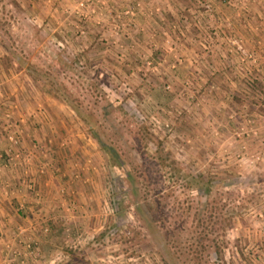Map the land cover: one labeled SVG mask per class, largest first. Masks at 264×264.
Segmentation results:
<instances>
[{
	"label": "rangeland",
	"instance_id": "374dc122",
	"mask_svg": "<svg viewBox=\"0 0 264 264\" xmlns=\"http://www.w3.org/2000/svg\"><path fill=\"white\" fill-rule=\"evenodd\" d=\"M140 2L101 0L97 23L90 0L86 16L77 0H0V157L10 149L9 111L12 120L27 117L24 135L32 123L49 127L60 160L2 164L14 176L0 179V189L27 193L40 206L37 176L66 181L52 198L61 211L32 233L18 226L35 240L59 234L55 261L42 252V264H264V95L240 91L264 82V0L154 1L150 19ZM148 22L152 31L165 25L166 34H148ZM26 100L34 102L29 113ZM91 129L114 147L117 162ZM43 138L22 146L43 156ZM36 163L47 167L43 174ZM25 168L38 199L19 183ZM191 178L199 187L188 185ZM209 179L216 194L204 190ZM127 191L140 193L136 203ZM212 199L214 232L198 258L191 226L196 212L209 220ZM24 207L21 198L17 208ZM17 228L12 239L0 236L2 264L1 247L14 243ZM69 233H82L86 244L69 248Z\"/></svg>",
	"mask_w": 264,
	"mask_h": 264
},
{
	"label": "crops",
	"instance_id": "0c3cea01",
	"mask_svg": "<svg viewBox=\"0 0 264 264\" xmlns=\"http://www.w3.org/2000/svg\"><path fill=\"white\" fill-rule=\"evenodd\" d=\"M102 1L106 4L108 2H119V1L121 2L123 0H102ZM130 1L132 3H134V2L136 3L137 1L140 2V0H128V2H130ZM154 1L159 2L160 4L162 3V6H160V7H163V3H165L168 0H142V2H140V3H143L144 5H146L145 12L147 13L146 15H147V17H149V19H150L151 14H152V11H150V10H151V8H153L152 4L154 3ZM184 3H186V2H184ZM156 7L157 6H155L153 9H156ZM160 7H159V9H160ZM147 9H150V10L147 12ZM109 11L112 13L111 10H109ZM130 12H131L130 14L133 15V18L136 17V15H137V14H135L136 12L135 13H133L132 11H130ZM89 13H91V12H89ZM98 13L100 14L101 12H98ZM94 15H95L94 16L95 18L98 16V15H96V13ZM153 15H154V19L156 17H158L157 15L155 16V13ZM98 17H99V19H97V21H96L97 23L104 20V18H102L101 16H98ZM137 17H138V15H137ZM143 17H145V15ZM160 18L162 20L161 16H160ZM164 19H165V17H164ZM161 20L159 22H161ZM151 28L152 27L150 26V24L148 22L145 24V26L142 29L148 30L149 31L148 34H152V35H156V34L161 35V33H163L166 30V29L163 30V28H166V26L161 24V23H159V27H157L156 29H153L154 31H152ZM166 57H168V54H166ZM164 64H166V66L168 65L167 59H165ZM171 72L172 73L176 72L174 77H178L179 76V67L176 71L172 70ZM171 72H170V74H171L170 77L171 76L173 77ZM166 77H169V76H166ZM33 104H34V102L26 100V105H24V107H22V108L24 109V111L26 113H29L28 111L32 108ZM18 113L23 114L22 112L16 111V116L18 115ZM33 125H34V123L28 125V131L24 135L22 145L26 146V144H28L26 142H28L31 139H35L36 134L44 137L43 139L48 138L47 141H46V139H45V141H42L39 139L37 140V142L39 144L41 143L42 148L45 149L43 156H39L37 158V160L41 161V158L43 161L47 160V159H45L46 158L45 156H47L48 160L51 163H52V161L53 162L60 161V160H58V155H57L56 149H55V147H56L55 145H57L58 143H52L55 140V138H53V137L50 138V135H49V134H51L52 130H50V128L46 126V128H44L43 130L40 131L41 128L36 129V127ZM28 132H30L31 134ZM28 135H29V137H28ZM30 137H32V138L30 139ZM27 146H31L30 142ZM53 148L55 150H53ZM5 151H6L5 144H4L3 140L0 139V152L4 155ZM4 162H5L4 159L2 157H0V179L1 180H4L8 177L14 176L13 171L11 173L9 170L2 168V164H4ZM51 169H53V168H51ZM36 179H37V188H38V191H40L41 197H42L41 198L42 201L40 203V206L33 205L32 204V197H31V195H29L27 193L26 194L24 193L22 195L19 193L11 194V193H5L3 191V189H0V236H1V238L3 235L4 238L12 239V235L14 234V229L17 228L18 226L28 227L29 230H30L31 226H38L39 227L40 224L45 223V221L48 219V217L50 218L51 216L56 214L55 212H58L59 210L61 211V209L59 208V205H56L55 202L52 203V198H54L58 194L59 190L64 188L66 181L62 178V176L60 174H58V175L45 174V175L37 176ZM74 188L76 190V186H74ZM77 188H78L77 191L81 193V188L79 185L77 186ZM28 193L31 194V192H28ZM21 198H22V202H24V206H25L24 209H18L17 208V203L21 200ZM15 232H16V230H15ZM30 232L32 233L33 231L30 230ZM56 232L52 231L49 234L41 235V236L38 234L39 235L38 239L40 242V246L42 248L43 257H45V258L49 257L50 254H52V252H53L54 244L56 242L57 236H59V234ZM40 257H42V256H40ZM43 260L44 259L38 260V257H37L34 260H31L30 262H31V264H42ZM0 264H2V263H0Z\"/></svg>",
	"mask_w": 264,
	"mask_h": 264
},
{
	"label": "built area",
	"instance_id": "2783aa9c",
	"mask_svg": "<svg viewBox=\"0 0 264 264\" xmlns=\"http://www.w3.org/2000/svg\"><path fill=\"white\" fill-rule=\"evenodd\" d=\"M88 1L89 0H77L76 12L82 16H86L88 11L91 13H96V4H101V0H90V2L94 5L90 10L84 12L83 8L88 5ZM163 34L165 35L166 31H164ZM4 116L5 123L3 125V129L6 130V139L10 145L9 152H6L8 158H5L4 164H13L18 166V164H21L22 161L27 164H31V161L36 162L35 160L38 158V156H36V151L33 149V146L30 148H24L22 146L24 137V134H22V128L28 122L27 117L21 115L20 117L12 120L11 113L9 111H6ZM261 121L264 123V117H261ZM36 165L38 170L37 172L40 174H43L44 171H46L47 167L44 165V163H36ZM21 173L22 174L19 178V183L21 186H24L26 190H31L34 196H38L36 198L38 199L39 195L35 189L36 179L33 177V175L30 176L28 168L21 170ZM4 186L6 188L9 187L8 183H5ZM21 189L22 188L20 187L19 190ZM43 230L45 232L48 230V228L45 227ZM26 232L27 230L25 228L18 227L16 230V236L14 237V243L6 242L3 247H1V252L5 257V264H28V259L29 261L34 260L41 255L42 249L39 240H35L33 237H28ZM65 241L69 248H77L78 245L84 246L87 242V239L85 236H82V233H79L77 236H73L69 233ZM52 255L51 262H54V253Z\"/></svg>",
	"mask_w": 264,
	"mask_h": 264
},
{
	"label": "trees",
	"instance_id": "16d2710c",
	"mask_svg": "<svg viewBox=\"0 0 264 264\" xmlns=\"http://www.w3.org/2000/svg\"><path fill=\"white\" fill-rule=\"evenodd\" d=\"M26 67L30 68V67H32V65L28 64L25 66V68ZM244 86L246 89L243 87L242 90H240L241 94L246 93V95L251 96L252 99L257 100V98L262 97L264 95V82L261 80L254 79L252 82H246V84H244ZM242 91H243V93H242ZM235 98H236L237 102H241V100L238 97L235 96ZM117 109H120V107H117ZM235 110H237V109H235ZM262 112H264V109ZM91 130L93 132L94 138L97 139V141L99 142L100 147L108 154V156L113 161L117 162L118 159H116V158H118V156H117L118 154H116L114 147L110 143H107L104 140V138H102V136H100V135H102L100 132H98L95 129H91ZM188 182H189L188 185L191 187H195V186L199 187V184L201 183V181H198L195 178H191ZM204 190H205V192L208 193V195L216 194V190H218V185L213 180L209 179L204 184ZM139 194L140 193L136 194L135 191H132V192L127 191L126 196L129 197V199L132 202L136 203L140 197ZM207 205H208V203H206L204 206L207 207ZM210 205L212 207L208 208V210L210 211L209 216H208L209 220L206 219V215H205V217H201V218L198 217V212H196L194 215V223L191 226V228H193L194 232L199 234L198 239L196 241L199 243V245L191 244L192 245L191 248L194 250V254L198 258L200 257V255H202L201 254L202 250H204V252H207L206 247L203 246L204 241H205L204 237L208 236L207 235L208 232H210V234L214 232V229H213L214 225H213V222L211 220V218H212L211 214H212V211L215 212L216 208L214 207L215 204L213 202V199L209 203V206ZM199 206L202 207L201 203L199 204ZM216 212H215V214H216ZM216 229L217 228H215V230Z\"/></svg>",
	"mask_w": 264,
	"mask_h": 264
}]
</instances>
